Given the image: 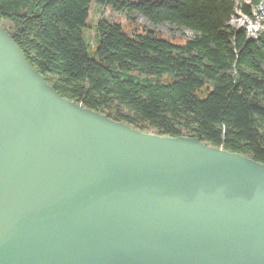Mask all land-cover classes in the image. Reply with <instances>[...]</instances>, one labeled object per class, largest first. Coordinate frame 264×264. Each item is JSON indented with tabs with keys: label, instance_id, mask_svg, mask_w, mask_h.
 <instances>
[{
	"label": "water",
	"instance_id": "water-1",
	"mask_svg": "<svg viewBox=\"0 0 264 264\" xmlns=\"http://www.w3.org/2000/svg\"><path fill=\"white\" fill-rule=\"evenodd\" d=\"M0 264H264V163L63 97L0 24Z\"/></svg>",
	"mask_w": 264,
	"mask_h": 264
},
{
	"label": "trees",
	"instance_id": "trees-1",
	"mask_svg": "<svg viewBox=\"0 0 264 264\" xmlns=\"http://www.w3.org/2000/svg\"><path fill=\"white\" fill-rule=\"evenodd\" d=\"M96 1L194 36L176 43L101 18L90 50L92 0H0V20L63 97L139 130L199 137L264 163V31L251 37L230 23L238 8L249 17L264 0Z\"/></svg>",
	"mask_w": 264,
	"mask_h": 264
},
{
	"label": "rangeland",
	"instance_id": "rangeland-1",
	"mask_svg": "<svg viewBox=\"0 0 264 264\" xmlns=\"http://www.w3.org/2000/svg\"><path fill=\"white\" fill-rule=\"evenodd\" d=\"M243 0H239L241 6ZM251 7V4H249ZM130 17L136 20L132 21ZM105 19L110 22L120 23L128 33L143 31L144 29H152L158 31L160 34L167 36L176 43H183L186 39L192 38L194 33L186 28L179 27L175 24L162 23L154 24L146 18L132 13L131 16L123 11H115L109 5H102L96 0H92L89 5L88 27L85 30V38L89 44L90 50L95 46V26L99 19ZM264 6L252 8V16H245L238 8L231 19V25L235 28H245L251 37H255L261 31H264ZM0 24L8 28L11 24L7 20L1 19ZM142 131L148 133H157L156 129L147 125Z\"/></svg>",
	"mask_w": 264,
	"mask_h": 264
},
{
	"label": "bare ground",
	"instance_id": "bare-ground-1",
	"mask_svg": "<svg viewBox=\"0 0 264 264\" xmlns=\"http://www.w3.org/2000/svg\"><path fill=\"white\" fill-rule=\"evenodd\" d=\"M147 20V19H146Z\"/></svg>",
	"mask_w": 264,
	"mask_h": 264
}]
</instances>
